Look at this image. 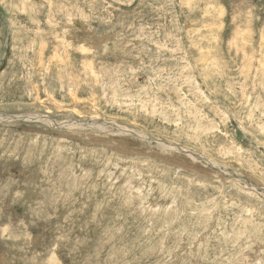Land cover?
<instances>
[{"label": "rangeland", "instance_id": "1", "mask_svg": "<svg viewBox=\"0 0 264 264\" xmlns=\"http://www.w3.org/2000/svg\"><path fill=\"white\" fill-rule=\"evenodd\" d=\"M11 2L0 264H264V0Z\"/></svg>", "mask_w": 264, "mask_h": 264}, {"label": "bare ground", "instance_id": "2", "mask_svg": "<svg viewBox=\"0 0 264 264\" xmlns=\"http://www.w3.org/2000/svg\"><path fill=\"white\" fill-rule=\"evenodd\" d=\"M13 2H11V3H19L20 4V6L19 7H21L23 10H25V8H26V6L28 5L30 8H32V7H34L35 5H31V2L30 3H28V0H12ZM10 2V1H9ZM10 4V3H9ZM15 6H17V5H15ZM9 7V6H8ZM13 7V6H12ZM28 7V8H29ZM18 9V8H17ZM10 10V9H9ZM84 25V24H83ZM184 26V25H183ZM178 46V45H177ZM189 65V64H188ZM191 67V66H190ZM93 74H94V72H93ZM203 74V73H202ZM89 76V75H88ZM85 77V76H84ZM92 77V76H91ZM94 77V76H93ZM192 78V77H191ZM190 78V79H191ZM94 79V78H93ZM201 90V89H200ZM187 104V103H186ZM185 106V104L183 105V107ZM189 106V105H188ZM187 109V108H186ZM192 116V115H191ZM34 117H36V116H34ZM34 117H26V118H24V117H22V119H26L27 120V122H35L36 120H40V122H44V123H47L48 125H51L52 127H63V128H77V127H79L80 126V124L79 123H75L74 121L73 122H66L65 124H59V123H57V122H54L53 120H51V119H49V118H47V117H43V116H37L36 118H34ZM41 117H43V119H40ZM3 119H7L8 121H12V120H15V118H13V117H6V118H3ZM16 119H19V118H16ZM7 122V121H6ZM54 122V123H53ZM92 122V121H91ZM86 124V123H85ZM84 124V126L86 127V128H89V127H91L90 129H92V128H94L95 130L96 129H98L99 127H102L103 128V125H92L91 124V126H89V123H87L86 125ZM82 125V124H81ZM83 127V126H82ZM120 128V127H119ZM89 129V130H90ZM119 131H120V133H126V132H129V131H124V130H122V132H121V129H118ZM126 130H128V129H126ZM209 130H211V129H209ZM97 131V130H96ZM119 133V132H118ZM132 133V132H131ZM128 134V133H127ZM126 134V135H127ZM133 135H135L136 137H138V138H140V139H145V137L142 135V134H139V133H132ZM119 135V134H118ZM121 136H122V134H121ZM98 138V137H97ZM100 138V137H99ZM103 141V140H102ZM165 149H169V150H174V152H184L183 151V149H181V148H177V147H175V146H173V145H169V144H164V143H162L161 144ZM162 148V147H161ZM164 148H162V149H164ZM186 152V151H185ZM186 153H188V152H186ZM188 155L190 156H187V157H189V158H191L193 161H195L196 159L194 158L195 156H193V154L191 155V154H189L188 153ZM199 159V158H198ZM162 160H164V159H162ZM182 159H178V160H175L176 161V163L178 164V165H180V166H183V167H185L186 168V170L188 169V171H191V170H196L197 168L196 167H194L193 165H192V163H190L189 161L187 162L186 160L185 161H181ZM201 160V159H200ZM164 161H166V160H164ZM173 162H174V160H173ZM190 169V170H189ZM192 171V172H193ZM195 172V171H194ZM197 172V171H196ZM199 172V171H198ZM203 173V172H202ZM199 174H201V173H199ZM199 246V245H198Z\"/></svg>", "mask_w": 264, "mask_h": 264}, {"label": "water", "instance_id": "3", "mask_svg": "<svg viewBox=\"0 0 264 264\" xmlns=\"http://www.w3.org/2000/svg\"><path fill=\"white\" fill-rule=\"evenodd\" d=\"M16 119V118H15ZM16 121H19V119H17Z\"/></svg>", "mask_w": 264, "mask_h": 264}]
</instances>
